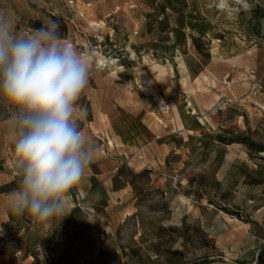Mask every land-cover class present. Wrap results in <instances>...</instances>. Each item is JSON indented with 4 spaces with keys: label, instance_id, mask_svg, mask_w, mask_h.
I'll use <instances>...</instances> for the list:
<instances>
[{
    "label": "rangeland",
    "instance_id": "rangeland-1",
    "mask_svg": "<svg viewBox=\"0 0 264 264\" xmlns=\"http://www.w3.org/2000/svg\"><path fill=\"white\" fill-rule=\"evenodd\" d=\"M0 19L19 35L55 22L86 60L77 116L95 146L68 215L0 209V264H257L264 0H0ZM211 88L230 98L205 111ZM13 126L0 99V138ZM13 157L0 194L19 185Z\"/></svg>",
    "mask_w": 264,
    "mask_h": 264
},
{
    "label": "clouds",
    "instance_id": "clouds-1",
    "mask_svg": "<svg viewBox=\"0 0 264 264\" xmlns=\"http://www.w3.org/2000/svg\"><path fill=\"white\" fill-rule=\"evenodd\" d=\"M58 25L17 34L0 19V99L14 126L13 167L19 185L11 211L36 221L68 215V193L94 158L95 146L82 131L76 102L88 84L86 60Z\"/></svg>",
    "mask_w": 264,
    "mask_h": 264
},
{
    "label": "crops",
    "instance_id": "crops-1",
    "mask_svg": "<svg viewBox=\"0 0 264 264\" xmlns=\"http://www.w3.org/2000/svg\"><path fill=\"white\" fill-rule=\"evenodd\" d=\"M178 63V62H177ZM183 68V67H182ZM177 73L179 74V77H181L182 79L184 78V71L179 69V63L177 64ZM183 80H180V83ZM170 88V87H169ZM171 89V88H170ZM211 92L216 93V90H214L213 88H211ZM166 93V92H165ZM169 94V93H167ZM218 95L217 98L213 99L212 103L205 109V111H207L208 109H211L214 107V105L218 102L219 99L225 97L227 99H229L230 97L227 96H223V95H219V92L216 93ZM11 141H9V139H3L2 137L0 138V154H2L3 157H5L9 153L12 155L14 154V145L11 144V142H13V139H10ZM9 144V149L7 151L6 145ZM5 153V155H3ZM5 159V158H4ZM14 160V157H13ZM93 175H95L96 173L92 172ZM12 177L15 179L17 177V175H12ZM10 180L9 177L5 178L2 175H0V183L1 182H6ZM17 186H14L13 190L16 189ZM13 190H9V192H5L3 194H0V209L3 208V211H8L9 209H11V205H10V196L9 194L13 191Z\"/></svg>",
    "mask_w": 264,
    "mask_h": 264
},
{
    "label": "trees",
    "instance_id": "trees-1",
    "mask_svg": "<svg viewBox=\"0 0 264 264\" xmlns=\"http://www.w3.org/2000/svg\"><path fill=\"white\" fill-rule=\"evenodd\" d=\"M257 264H264V248H261L258 252Z\"/></svg>",
    "mask_w": 264,
    "mask_h": 264
},
{
    "label": "bare ground",
    "instance_id": "bare-ground-1",
    "mask_svg": "<svg viewBox=\"0 0 264 264\" xmlns=\"http://www.w3.org/2000/svg\"><path fill=\"white\" fill-rule=\"evenodd\" d=\"M91 22V21H90ZM93 22V21H92ZM92 25V24H91ZM97 25V24H96ZM99 62H102L103 61V58L102 57H100L99 58V60H98ZM70 194V193H69Z\"/></svg>",
    "mask_w": 264,
    "mask_h": 264
},
{
    "label": "built area",
    "instance_id": "built-area-1",
    "mask_svg": "<svg viewBox=\"0 0 264 264\" xmlns=\"http://www.w3.org/2000/svg\"><path fill=\"white\" fill-rule=\"evenodd\" d=\"M262 242H264V239H262Z\"/></svg>",
    "mask_w": 264,
    "mask_h": 264
}]
</instances>
